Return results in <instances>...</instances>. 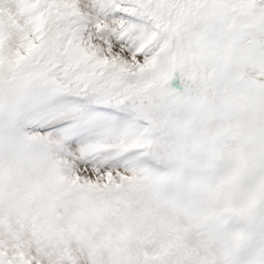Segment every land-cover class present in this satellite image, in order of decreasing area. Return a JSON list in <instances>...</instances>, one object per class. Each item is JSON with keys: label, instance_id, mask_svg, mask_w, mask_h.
Returning <instances> with one entry per match:
<instances>
[{"label": "snow or ice", "instance_id": "obj_1", "mask_svg": "<svg viewBox=\"0 0 264 264\" xmlns=\"http://www.w3.org/2000/svg\"><path fill=\"white\" fill-rule=\"evenodd\" d=\"M0 264H264V0H0Z\"/></svg>", "mask_w": 264, "mask_h": 264}]
</instances>
